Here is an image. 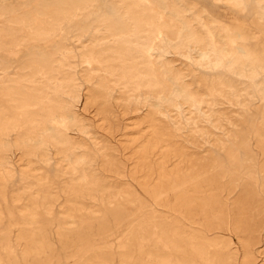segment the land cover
I'll return each instance as SVG.
<instances>
[{"label":"rangeland","instance_id":"obj_1","mask_svg":"<svg viewBox=\"0 0 264 264\" xmlns=\"http://www.w3.org/2000/svg\"><path fill=\"white\" fill-rule=\"evenodd\" d=\"M38 1L0 0V264H264V0Z\"/></svg>","mask_w":264,"mask_h":264},{"label":"bare ground","instance_id":"obj_2","mask_svg":"<svg viewBox=\"0 0 264 264\" xmlns=\"http://www.w3.org/2000/svg\"><path fill=\"white\" fill-rule=\"evenodd\" d=\"M88 1L89 0H39L38 2H37V5H36V7H34V9L33 10H31L30 12H28V14H30L31 16H52V15H55V16H59L60 14H62V13H64V12H66V11H73V10H75V9H78V8H82V7H84L87 3H88ZM92 2V1H91ZM119 4V3H118ZM129 4V3H128ZM135 4V3H134ZM130 9V8H129ZM131 11V15H130V19L131 20H133L135 23H137V24H142L144 21H145V19L143 18V16L142 15H140V14H138V13H136L134 10H133V8L130 10ZM145 11V10H144ZM125 12V11H124ZM67 14V13H66ZM157 15V14H156ZM160 15V14H159ZM163 16V15H162ZM124 18L125 17H123V14L118 10V9H116V10H113V11H111V12H109V14L107 15V17H106V20H107V23H108V26H109V28H110V30L112 31V33L113 34H115V35H117V36H120V35H123V34H126L127 35V33H129V31H130V28H129V23L128 22H126L125 20H124ZM149 21V20H148ZM151 23V22H150ZM141 27H143L142 25H141ZM146 27V26H145ZM161 28L163 27V26H160ZM146 29V28H145ZM131 32V31H130ZM140 32H143V31H140ZM152 32V31H151ZM132 33V32H131ZM114 35V36H115ZM139 35V34H138ZM128 36H129V34H128ZM133 38V37H132ZM130 40V39H129ZM125 42H126V40H125ZM131 42V41H130ZM143 45V44H142ZM98 50V49H97ZM105 50V49H104ZM110 50V49H109ZM108 50V51H109ZM107 50H105V52H106ZM119 52V51H118ZM102 53V52H101ZM117 53V52H116ZM120 53H122V52H120ZM125 54H126V52H125ZM145 54V53H144ZM108 57V56H107ZM123 57V56H122ZM114 58V57H113ZM134 62V61H133ZM50 65H51V61L49 60V59H46L45 61H43V62H41L40 63V66H42V67H44V68H49L50 67ZM136 65V64H135ZM138 66V65H137ZM38 67V66H37ZM36 67V68H37ZM38 69V68H37ZM128 69V68H127ZM141 69V68H140ZM137 70V69H136ZM142 71V70H141ZM39 72V71H38ZM143 74V73H142ZM133 80V79H132ZM148 81H149V79H148ZM11 82V81H10ZM18 85V84H17ZM22 85V84H21ZM26 85V84H25ZM153 85H155V84H153ZM19 86V85H18ZM17 87V86H16ZM28 87V86H27ZM33 87V86H32ZM17 88H19V87H17ZM29 88L31 89V87L29 86ZM35 88V87H34ZM33 88V89H34ZM35 89H38V88H35ZM13 90V89H12ZM26 91V90H25ZM28 91V90H27ZM37 90H35V92H36ZM17 92H18V90H17ZM20 94V93H19ZM18 94V95H19ZM26 94V93H25ZM10 95V94H9ZM22 95H24L23 94V92H22ZM21 95V96H22ZM26 96H28V95H25V97ZM30 96V95H29ZM12 99H13V97L12 96H10ZM23 97V96H22ZM31 98H32V96H30ZM36 97V96H35ZM36 98H38V97H36ZM30 99V98H29ZM39 99H41V97L39 98ZM15 100V99H14ZM16 100H17V98H16ZM15 100V101H16ZM19 100V99H18ZM30 100H32V99H30ZM22 101V100H21ZM42 101H43V99H42ZM24 102H26V101H24ZM29 102H31V101H29ZM28 98H27V105H28ZM35 102V101H34ZM18 103V102H17ZM21 104V103H20ZM41 104H43V103H41ZM40 104V105H41ZM23 105H25L24 103H23ZM27 105L25 106V108H27ZM29 105H30V103H29ZM31 105H33V103L31 104ZM31 105H30V107H31ZM35 105H37L36 103H35ZM18 106V105H17ZM34 106V105H33ZM19 107V106H18ZM22 108H24V106L22 107ZM31 108H33V107H31ZM15 109H17V108H15ZM19 109V108H18ZM5 110V109H4ZM14 110V109H13ZM20 110H22L23 111V109H20ZM28 109H26V111H27ZM17 111V110H16ZM25 111V110H24ZM23 111V113H26V111L24 112ZM28 112V111H27ZM33 112V111H32ZM31 112V113H32ZM30 113V114H31ZM14 115H16V114H14ZM33 115V114H32ZM35 115V114H34ZM31 118V117H30ZM15 119H17V118H15ZM30 121H32V120H34V119H29ZM235 157V156H234ZM201 251V250H200ZM199 255H201V254H199Z\"/></svg>","mask_w":264,"mask_h":264}]
</instances>
